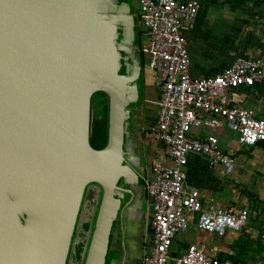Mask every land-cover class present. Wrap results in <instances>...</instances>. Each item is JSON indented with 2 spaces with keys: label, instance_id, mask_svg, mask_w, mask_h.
I'll list each match as a JSON object with an SVG mask.
<instances>
[{
  "label": "water",
  "instance_id": "1",
  "mask_svg": "<svg viewBox=\"0 0 264 264\" xmlns=\"http://www.w3.org/2000/svg\"><path fill=\"white\" fill-rule=\"evenodd\" d=\"M140 26L131 0H0V264H66L92 183L101 197L85 264L130 263L127 237L138 225L145 240L149 213L137 173L147 141L130 127L151 105V69L133 45ZM97 93L108 97L99 149L90 144ZM119 218L131 229L122 234L126 254L108 261L120 252L110 237Z\"/></svg>",
  "mask_w": 264,
  "mask_h": 264
},
{
  "label": "built area",
  "instance_id": "2",
  "mask_svg": "<svg viewBox=\"0 0 264 264\" xmlns=\"http://www.w3.org/2000/svg\"><path fill=\"white\" fill-rule=\"evenodd\" d=\"M141 25V52L154 73L157 117L150 134L164 145L174 165L155 159L146 197L151 232L145 237L140 264H232L209 251L206 243H190L181 253L172 251L174 238L194 224L197 229L224 236L229 232H252L251 217L259 218L254 231L264 255V215L256 209L205 204L199 191L186 185L185 166L189 153L208 157L230 174L232 154L219 146L215 131L226 127L237 133L238 143L253 146L264 142V119L238 103L231 90L264 82L261 57H236L219 74L191 76L189 53L183 29L195 19L197 0H137ZM196 130H205L199 136ZM247 229V230H246ZM264 264V262L262 263Z\"/></svg>",
  "mask_w": 264,
  "mask_h": 264
},
{
  "label": "crops",
  "instance_id": "3",
  "mask_svg": "<svg viewBox=\"0 0 264 264\" xmlns=\"http://www.w3.org/2000/svg\"><path fill=\"white\" fill-rule=\"evenodd\" d=\"M131 1L138 14V1ZM197 1L200 8L196 17L190 25L183 29L189 53L191 76H214L219 74L236 57H244V55L261 57L264 60V0ZM139 29L141 30V26ZM148 72L150 82L147 81V84L153 85L154 74L151 71ZM231 91L236 94L240 105L253 109L257 117L264 119V82L255 83L254 86H241ZM157 98V90L152 91L150 98L146 96L148 102L154 103L155 106ZM155 111H157V107ZM143 129L150 130V127L142 126L141 131L139 130L140 134L143 133ZM146 133L148 134V132ZM146 133L143 135L145 140ZM199 133L204 134L205 130L193 132L196 136H199ZM215 133L219 138L220 148L234 157L233 171L230 174H225L219 165H211L208 157L198 153H189L184 168L186 185L197 189L205 204L250 208L247 197L240 192L238 185L247 187L259 200L264 202V142L253 146H244L238 143L237 138L234 143L236 145L221 146L220 137H227L226 130L220 128ZM146 145L147 148L144 152L146 154L151 152L152 161L158 158L165 165H174L171 158L165 154L162 143L150 140ZM233 174L235 176L231 178L230 175ZM256 210L260 216L264 215V213L261 214L260 208H256ZM251 222L250 218L248 228H251L252 232L247 233L243 229L242 231L250 239L256 240L258 238L254 231L260 229L259 218L256 223ZM242 231L238 234L229 232L224 236H218L225 237V240L216 244L212 239L214 236L208 235L207 232L197 229L194 224H190L189 228L184 231L188 234L187 239H179L177 235L171 249L175 254H178L183 252L190 243L203 242L207 244L209 251L216 253L218 257L232 255L234 251L231 250V244L235 238L242 234ZM146 232L149 234L148 226L145 227ZM233 233L235 234L234 239ZM204 234L208 237L211 236V239L206 238ZM245 257L247 258L245 264H262L264 262L262 249L248 251L245 253Z\"/></svg>",
  "mask_w": 264,
  "mask_h": 264
},
{
  "label": "flooded vegetation",
  "instance_id": "4",
  "mask_svg": "<svg viewBox=\"0 0 264 264\" xmlns=\"http://www.w3.org/2000/svg\"><path fill=\"white\" fill-rule=\"evenodd\" d=\"M138 41L139 40L137 37L136 40L133 42L134 43L133 45L138 46L136 51H137L138 57L140 59V64H141L142 68L144 69V66H146L147 63L145 62V57L140 50L141 49L140 48L141 47V45H140L141 41H139V45H138ZM121 69H122V72H124V65L121 66ZM140 76H143L142 69H140ZM147 81L150 82L149 76H147ZM140 82L143 83L141 77H140ZM141 87L144 88L143 85H141ZM156 90L157 89L154 86V82H153V85L147 84V87H146L147 97L150 98L152 91H156ZM142 93H143V89H142ZM153 104L154 103H152L151 105L148 106L145 119L135 115V117L133 119V123L132 122L130 123V127L132 128V131H133V134L135 135L136 141L138 139L137 134L141 133L140 128L142 126L147 125L148 127H152L155 124L158 109H157V111H155L157 106H155V104L154 105ZM146 132H148V134H150V130H145V129H143V133L140 134V135H142L143 139H144L143 135ZM146 140H147V142L148 141L150 142V140H154V139L152 138L151 135H149L146 137ZM137 151L138 152L141 151L138 144H137ZM140 155L142 158L141 165H143L144 170L141 171L140 173H137L140 176L138 179V184L143 186V188L146 190L147 182L152 177L151 171H152V165L154 162L151 160L152 159L151 152L149 154L148 153L146 154V152L143 151L140 153ZM120 182H121V180H120ZM123 186H124V188H127L126 184H124ZM99 196L101 197V188L97 184L92 183L86 187L85 193L83 196V201L81 204V209L79 212V219H78L77 224L75 226V230H74L73 237H72V243H71L67 258H66V264H85L86 253H87L89 241L91 238V235L89 233H91V231L93 230V227H94V222H95V218H96L97 210H98V206H99V204H98L99 203L98 202ZM93 199H94V201L92 204L91 200H93ZM86 201H87V203H86ZM88 202H91V204H92L89 206V208H87ZM149 218H150V215L147 216V220H149ZM79 221H84V222H79ZM78 222L80 224H78ZM86 222H90L89 228L91 227V229L84 231L83 227H84V224ZM123 230H126L125 231L126 233H127V231L128 232L131 231V229L128 228L126 223L124 224V226L121 224L120 218L112 223L111 231H110V237L115 239V241L113 242L112 245H113L114 249H118L120 252L117 253L115 250H111L112 252L108 253V256H106V259H108V261H109V258H110V261L112 260L113 257L118 258L119 254L121 257L126 254V250H127L126 245L127 244L125 242V236L122 235ZM151 231H152L151 227H149V233ZM141 232H142V230L140 231V226L138 225L132 231V233L131 232L129 233V235L127 237V242H128L129 249L131 252L130 254L133 257L131 259L130 263L128 262V264H138L139 263V257H140L139 251H140V247H141L140 244H143L142 246H144V244H145V240L142 237ZM141 241H143V242L141 243ZM120 262L121 261L119 260L117 263L114 262V264H120Z\"/></svg>",
  "mask_w": 264,
  "mask_h": 264
},
{
  "label": "trees",
  "instance_id": "5",
  "mask_svg": "<svg viewBox=\"0 0 264 264\" xmlns=\"http://www.w3.org/2000/svg\"><path fill=\"white\" fill-rule=\"evenodd\" d=\"M140 32L141 30L138 28L137 29L138 40L140 38ZM97 94H101L100 101L102 102V106L100 107V116H95L91 124L90 144L92 145V147L99 149L104 147L107 142L108 97L104 93H97ZM237 187H239L240 192L247 197L249 207L251 209L260 208L261 214L264 213V202L259 200V198L253 192H251L247 187L243 185H238ZM99 200H100V196L98 202ZM251 221H252L251 223L254 224L258 222V218L251 217ZM254 249L256 251L261 249V244L259 239L256 240L250 239L249 236L242 231V234H240L238 238H235L231 244V250L234 251L233 254L222 255V256L220 255L219 258L220 259L229 258L231 259L233 264H245L247 261V258L245 257V253Z\"/></svg>",
  "mask_w": 264,
  "mask_h": 264
},
{
  "label": "rangeland",
  "instance_id": "6",
  "mask_svg": "<svg viewBox=\"0 0 264 264\" xmlns=\"http://www.w3.org/2000/svg\"><path fill=\"white\" fill-rule=\"evenodd\" d=\"M100 99H101V94H95V95H93V97H92V105H91V124H92V121H93V119L95 118V116H100V107L102 106V102L100 101ZM223 128H225V130H226V136L227 137H220V141H221V146L222 145H225V144H229V145H231V146H233V145H236V144H234V143H236V141H237V138H238V136H237V133L235 132V131H232V130H229V129H226V127H223ZM233 143V144H232ZM219 146H220V143H219ZM235 176V174H233V175H230V177L231 178H233ZM93 201H94V199L93 200H91V202H92V204H93ZM91 202H88V204H87V208H89V206L90 205H92L91 204ZM86 203H87V201H86ZM92 207V206H91ZM90 211V210H89ZM88 211V212H89ZM79 222H84V221H79ZM78 222V224H80ZM89 225H90V222H86L85 224H84V227H83V229H84V231H86V230H90L91 229V227L89 228ZM189 228V227H188ZM239 232H237V234H238ZM206 234H208V235H211V236H214L212 239H213V242L214 243H216V244H220L221 242H223L224 240H225V237H218L216 234H213V233H206ZM206 234H204L205 236H206V238H208V239H211V236L210 237H208V235H206ZM203 235V236H204ZM234 233H233V239H234ZM187 236H188V234H186L185 232H181V233H179L178 234V238L179 239H187ZM261 251V250H260ZM77 258V257H76Z\"/></svg>",
  "mask_w": 264,
  "mask_h": 264
}]
</instances>
